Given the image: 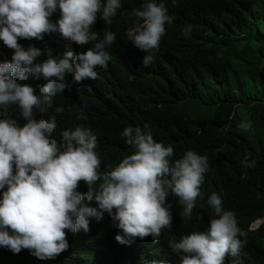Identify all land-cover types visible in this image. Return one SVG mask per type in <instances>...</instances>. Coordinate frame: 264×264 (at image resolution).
Returning <instances> with one entry per match:
<instances>
[{
    "label": "clouds",
    "instance_id": "1",
    "mask_svg": "<svg viewBox=\"0 0 264 264\" xmlns=\"http://www.w3.org/2000/svg\"><path fill=\"white\" fill-rule=\"evenodd\" d=\"M121 7L122 0H0V41L13 50L10 61L0 62V248L13 254L27 249L41 261L55 259L69 248L68 233L89 231V218L100 219L105 213L116 229L111 243L146 248L172 228L175 215L191 219L200 214L210 221L205 231L177 234L179 240L169 242L180 254L175 264H225V257L236 256L243 246L242 225L222 196L200 191L209 170L206 156L187 150L170 160L173 147L156 142L147 125L143 130L127 126L121 135L134 147L133 154L101 174L97 136L91 128H67L58 141L52 136L55 117L35 118V110L51 107L52 98L72 83L98 77L97 69L107 67L106 48L116 34L108 31L75 54L67 50L54 55L32 44L25 48L18 40L42 41L53 34L69 44H88L98 40L91 30L98 13V25L111 24ZM134 16L126 31L128 41L144 53L158 49L166 25L173 22L163 0H145ZM190 31L185 28L181 35L188 37ZM41 56L46 58L39 61ZM152 60L144 55L141 64L147 67ZM69 74L71 83L66 80ZM30 77L46 83L36 88L22 83ZM12 105L25 121L22 126L8 115ZM240 127L247 131L251 121ZM243 164L251 168L256 161L246 155ZM98 180L102 183L93 187ZM80 181L87 184V192L77 191ZM87 202H95V207ZM262 228L264 215L254 217L244 231Z\"/></svg>",
    "mask_w": 264,
    "mask_h": 264
},
{
    "label": "trees",
    "instance_id": "2",
    "mask_svg": "<svg viewBox=\"0 0 264 264\" xmlns=\"http://www.w3.org/2000/svg\"><path fill=\"white\" fill-rule=\"evenodd\" d=\"M144 2L122 0L111 24L98 25V13L91 27L98 40L88 44H69L53 34L42 41L18 40L25 48L32 44L51 49L54 55L67 50L75 54L92 47L108 31L116 34V41L106 48L107 67L97 69L98 77L72 83L52 98L51 107L35 110V118L54 116L57 128L52 136L58 141L67 128H91L97 136L101 174L133 154L134 147L121 135L127 126L143 130L147 125L156 142L173 147L170 160L187 150L206 156L209 170L200 191L222 196L242 225L243 246L236 256L227 255L225 264H264L263 228L244 231L254 217L264 215V0H163L173 22L166 25L158 49L149 53L126 37L136 19L134 11ZM185 28L191 29L188 37L181 35ZM12 52L0 41V62L10 61ZM144 55L153 57L147 67L141 64ZM66 80L71 83L70 74ZM22 83L36 88L46 81L30 77ZM8 115L21 126L25 123L15 105ZM249 121L250 129L240 127ZM246 155L256 161L255 167L243 164ZM77 191L87 192V184L80 181ZM87 203L95 207V202ZM89 220V231L67 234L69 248L55 259L41 261L27 249L13 254L0 248V264H156L158 259L175 264L180 263V254L169 242L205 231L210 222L200 214L191 219L175 215L172 228L161 235L157 246L141 248L111 243L116 229L106 213Z\"/></svg>",
    "mask_w": 264,
    "mask_h": 264
},
{
    "label": "bare ground",
    "instance_id": "3",
    "mask_svg": "<svg viewBox=\"0 0 264 264\" xmlns=\"http://www.w3.org/2000/svg\"><path fill=\"white\" fill-rule=\"evenodd\" d=\"M59 42H61V41H59ZM158 242H159V241H158ZM158 242H156V243L154 242L156 246H157Z\"/></svg>",
    "mask_w": 264,
    "mask_h": 264
}]
</instances>
